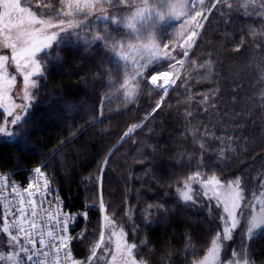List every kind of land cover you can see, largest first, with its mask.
Listing matches in <instances>:
<instances>
[{"label": "trees", "instance_id": "trees-1", "mask_svg": "<svg viewBox=\"0 0 264 264\" xmlns=\"http://www.w3.org/2000/svg\"><path fill=\"white\" fill-rule=\"evenodd\" d=\"M30 6L63 20V0ZM75 20L43 54L12 139L0 140V174L22 185L37 167L48 174L71 215L72 259L86 264H103L110 224L143 264H196L222 234V211L198 191L191 201L181 192L197 172L223 184L239 178L245 210L223 257L264 264V227L249 233L247 222L264 207V0H219L171 89L148 82L167 71L159 61L126 107L117 58L126 30L83 14ZM166 30L157 33L162 47ZM6 121L0 108V128ZM3 225L0 206V254L10 250Z\"/></svg>", "mask_w": 264, "mask_h": 264}, {"label": "rangeland", "instance_id": "rangeland-1", "mask_svg": "<svg viewBox=\"0 0 264 264\" xmlns=\"http://www.w3.org/2000/svg\"><path fill=\"white\" fill-rule=\"evenodd\" d=\"M213 0H80L79 6L72 2V7L69 8V0H63V7L61 15L63 20H45L40 18L30 6V0H21V6L28 8L31 12L35 13L38 20H43L46 24L53 25L47 27L44 24H29L27 13L17 14L14 10L11 11V17H5V9L0 6V56H7L8 59L4 62V69H0V89L5 93L3 97L4 107H0L5 113L7 121L3 129L4 132L0 133L1 139H12L7 135L10 132L13 124L12 120L19 115L21 120L27 113V101H29L35 92L39 79L42 75V56L50 48H46L37 54L36 60L40 63V71L30 77L28 87H25L24 75L32 71V64L25 58L20 61L21 69L18 70L16 61L13 59V49L9 44H16V51L20 52L27 47L26 41L32 39L29 33H35L37 30H43L40 33L43 36H50L53 33L57 35V39L52 41L53 44L62 36L74 30L80 22L75 19L79 15H86L90 19L100 22L106 21L113 23L116 26L123 27L128 36L119 44L117 51V58L121 61L125 77L119 87L118 95L122 107L132 104L139 95L142 82L145 80L147 69L162 61L167 64L168 69L165 72L159 73L156 77H168L167 91L172 87L177 77L180 74L181 68L185 64L186 58L190 54L199 33L207 19L210 10L218 2L216 0L211 7ZM197 24L200 27H197ZM166 30L164 36V47L160 46L158 42L157 33L161 29ZM196 36L190 41L193 33ZM27 63L28 67H23ZM15 78L14 81L12 78ZM150 77L148 82L151 83ZM35 83V87L32 83ZM159 81L157 85L162 84ZM152 84V83H151ZM156 85V86H157ZM161 88V87H160ZM164 90L163 88H161ZM165 91V90H164ZM26 93L28 98L26 99ZM17 105L23 107H16ZM9 108L12 109V115H7ZM20 120V121H21ZM208 179L198 178L190 180L188 187H184L181 192V197L184 201H191L194 198L196 191L200 192L203 197L219 207L222 211V234L216 239V249L213 254V245L208 250L205 257L196 264H249L245 257L234 256L233 253L226 260L223 257L225 245L233 239V236L242 222V215L244 213V196L243 191L239 185V190L242 193L240 206L236 210V218L238 225L231 232V239H226L225 227L228 219L227 214L223 212V205L219 204L213 196V191L205 187V182ZM221 186L214 187L216 195L220 196L221 200L228 199L232 194V189H236L235 183L229 188V183ZM185 193L192 197L191 200H185ZM211 197V198H210ZM1 204V203H0ZM2 205V204H1ZM4 218H6L2 227V232L7 227L8 232H5L6 245L10 247L7 253L0 254L1 261H9L8 264H18L19 254L21 252V242L17 244L11 240V235L14 234L15 220L8 206L1 207ZM104 224V219H103ZM9 233L11 235H9ZM115 233V235H113ZM110 247L103 249L99 256V260L103 264H127L129 259H134L135 264H143L134 256L133 250L130 246L126 245L123 237H120L118 229L110 224ZM121 240V248L117 250V240ZM72 241V235H71ZM70 241V243H71ZM131 250V258L128 256V251ZM96 252V251H95ZM95 253L92 255L88 263L91 262ZM5 257L6 260H3Z\"/></svg>", "mask_w": 264, "mask_h": 264}, {"label": "built area", "instance_id": "built-area-1", "mask_svg": "<svg viewBox=\"0 0 264 264\" xmlns=\"http://www.w3.org/2000/svg\"><path fill=\"white\" fill-rule=\"evenodd\" d=\"M40 169L43 176L33 170L25 185L14 181L9 174H0L1 206L10 208L15 220L14 234L22 247L28 249L27 252H21L18 264H72L71 216L60 191L52 185L48 174ZM45 180H47V190L44 186ZM29 193L32 195L30 196ZM66 217L68 230L64 232L62 222ZM32 224L36 227L33 228ZM19 226H23L27 233H30V238L35 240V246L28 243L24 234L20 233ZM49 232L52 233L51 236L48 235ZM60 235L69 238L67 247L61 246ZM41 240L44 244L40 243ZM66 252H70L71 255L66 256ZM29 256H31L30 260Z\"/></svg>", "mask_w": 264, "mask_h": 264}, {"label": "snow or ice", "instance_id": "snow-or-ice-1", "mask_svg": "<svg viewBox=\"0 0 264 264\" xmlns=\"http://www.w3.org/2000/svg\"><path fill=\"white\" fill-rule=\"evenodd\" d=\"M72 2L73 0H69L68 6L69 8L72 7ZM74 2L77 4V6H79L80 4V0H74ZM219 2V0H218ZM0 6H2L5 9L4 12V16L5 17H11V11L14 10L18 15L21 13H27V16L29 18V24H44L47 27H53V25H49L46 24L45 21L43 20H38L35 16V13L31 12L28 8L21 6V0H0ZM3 17H0V20H2ZM197 27H200L199 24H197ZM43 30H37V32L35 33H29V35L32 37L31 40L26 41L27 43V47H25L24 49H22L20 52L16 51V44H9L8 46L11 47L13 49V59L16 61V66L17 69L20 70L21 69V64L20 61L24 60L25 58H27L28 61H30V63L32 64L33 68L32 71L29 72L28 74L24 75V83H25V87L27 88L29 83H30V77L32 75L37 74L40 71V63L37 62V60L35 59L37 54L40 53L41 51H43L46 48H51L52 47V41H55L57 39V35L55 33H53L50 36H43L41 38L40 33ZM196 36V33L194 32L192 34V37L190 38V41L193 40V38ZM8 59L7 56H0V69H4V62H6ZM23 67H28V64L25 63L23 65ZM153 78L151 79V83L153 85H157L159 81H163L162 84H159V87L163 88L165 90V94L167 93V86H168V82H166L168 80V77L164 76V77H160L159 79H157L156 77L159 76V73L156 72L154 74L151 75ZM0 79H3V76H0ZM14 77L12 78V80L14 81ZM32 86L35 87V83H32ZM5 93L3 92L2 89H0V107H4L3 104V97H4ZM28 98V94L26 93V99ZM16 107H23L20 105H17ZM7 115H12V109L9 108V110L7 111ZM21 120V117L19 115H17L13 120H12V124L16 125L17 122H19ZM5 130L3 128H0V133L4 132ZM129 131H131V129H129ZM7 135L9 137H11L13 135L12 132H8ZM36 173H39L41 176H43V173L41 172V169L39 167H37L35 169ZM199 172L196 173V175L194 177H190V180L193 179H198L199 178ZM232 183H235L237 188L236 189H232V194L231 196H229L228 199H224L221 200L220 196L216 195L214 187H219L221 186L220 181L215 177L212 176L210 179H208L205 182V187L210 188V190L213 191V196H215L218 205L222 204L223 205V212L227 214V221L226 224L229 225V227H225L224 231L226 234V239H231V232L233 229H235L238 225V220L236 218V210L239 208L240 206V201L243 198L242 197V193L239 190V178H237L235 181H231L229 182V188L232 187ZM44 186H45V190H47V180L44 181ZM185 187L187 188L188 185L185 184ZM29 195L31 196L32 194L29 193ZM211 198V197H210ZM184 199L185 200H191L192 197L187 195L185 193L184 195ZM34 203V202H33ZM101 208H103V205H101ZM32 215H35V212L33 211ZM51 218V217H50ZM221 219L223 220L224 217H221ZM248 231L249 233L252 232L253 229H259L261 227H264V207L261 208L260 212L257 213L256 215L252 216L251 219H249L248 221ZM67 223H68V219L67 217L63 220L62 222V230L64 232H66L67 229ZM32 227H36L35 224H32ZM5 232H8V228L6 227L4 229ZM19 231L21 234H24V238L28 241L29 244H32L33 246H35V240L30 238V233H27V230L23 227V226H19ZM9 235H11L9 233ZM49 236L52 235L51 232L48 233ZM113 235H115V233H113ZM124 233L121 232L120 233V237H123ZM217 238H219V234H217ZM11 240L15 241L17 244L19 243L18 237L15 235H11ZM59 240H60V244L62 247H67L68 244V240L69 238L64 236V235H60L59 236ZM41 244H44V241L41 240L40 241ZM213 244V254L215 253V249H216V241H212ZM136 245L133 244L131 245V248H135ZM121 248V240L118 238L117 240V250L119 251ZM21 251L23 252H27L28 249L27 248H21ZM66 256H70L71 253L70 252H66L65 253ZM131 250L128 251V256L131 258ZM28 259H31V256L28 257ZM89 259H91V257H89ZM73 264H86L85 261H73ZM127 264H135V260L134 259H129V261L127 262ZM246 264V262H245Z\"/></svg>", "mask_w": 264, "mask_h": 264}, {"label": "water", "instance_id": "water-1", "mask_svg": "<svg viewBox=\"0 0 264 264\" xmlns=\"http://www.w3.org/2000/svg\"><path fill=\"white\" fill-rule=\"evenodd\" d=\"M171 89V88H170Z\"/></svg>", "mask_w": 264, "mask_h": 264}]
</instances>
